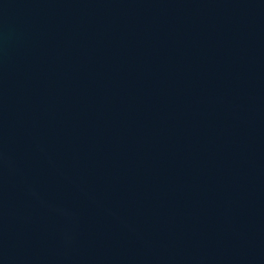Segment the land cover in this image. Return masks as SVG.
Listing matches in <instances>:
<instances>
[{
    "label": "water",
    "instance_id": "obj_1",
    "mask_svg": "<svg viewBox=\"0 0 264 264\" xmlns=\"http://www.w3.org/2000/svg\"><path fill=\"white\" fill-rule=\"evenodd\" d=\"M0 264H264V0H0Z\"/></svg>",
    "mask_w": 264,
    "mask_h": 264
}]
</instances>
